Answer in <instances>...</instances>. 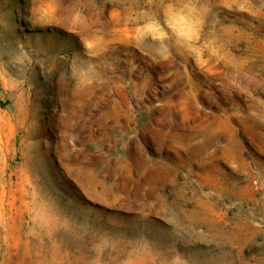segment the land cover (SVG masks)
I'll return each instance as SVG.
<instances>
[{"label":"rangeland","instance_id":"1","mask_svg":"<svg viewBox=\"0 0 264 264\" xmlns=\"http://www.w3.org/2000/svg\"><path fill=\"white\" fill-rule=\"evenodd\" d=\"M0 264H264V0H0Z\"/></svg>","mask_w":264,"mask_h":264}]
</instances>
